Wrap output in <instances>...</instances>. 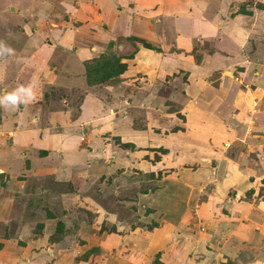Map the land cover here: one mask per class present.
I'll use <instances>...</instances> for the list:
<instances>
[{"label": "crops", "instance_id": "0c3cea01", "mask_svg": "<svg viewBox=\"0 0 264 264\" xmlns=\"http://www.w3.org/2000/svg\"><path fill=\"white\" fill-rule=\"evenodd\" d=\"M124 1H130L131 4L126 3V5ZM179 1L180 7L177 2L173 3L172 0H78L77 5L62 3L67 6H63L66 11L79 10L81 7H90V11L97 8L98 11L101 6L105 11L104 13L114 12L112 23L122 29V35L136 36L148 42L154 41L156 43L160 39L159 42H162V47L165 50L166 47L172 48V50L165 54L160 50L150 51L147 48H140L136 57H138V53L143 56V65L131 63L125 71L132 78L127 79L128 82L123 81L122 88L112 89L110 93L108 89H111V86H107L105 83V95L109 96L105 98V101L101 98V93L96 95L93 93L94 90H86L83 95L84 98L80 102L78 116L73 119V123L70 122V112L54 111L44 112V114L38 104L34 105L35 101L20 104L15 110L0 106V173L8 172L9 174L8 177L4 176V180H0V206L7 205V202L12 201L13 198L16 200H21L23 197L29 198L28 191L26 192V189L29 188L24 189L22 186H15L18 180L15 178V171H13L10 158L14 159V157L21 155H17L18 150L12 149L13 146L7 148V140L9 142L12 140L13 145L18 143V146H21L20 149L24 147L27 149L29 145H39L40 147L37 149L41 148V151H46L45 154L41 155V158L47 160L50 151L54 149L52 144L55 139L60 140L61 138V130L54 129L56 125L59 124L61 129L65 126H74L72 129L76 131L75 125H77L80 129L84 127V132L88 133V124H92L95 120L111 117L108 126L101 124L97 128L101 144L100 151H95L97 158L94 160L100 161L104 166L108 165L106 170L109 174L118 166H122L125 160H127L125 161L127 167L135 166V172L141 171L146 174L153 172L156 175L160 169L166 168L165 170L172 173L169 177L170 180L175 182L179 179L195 187V195L198 192V187H201L200 180L211 178L213 182L211 190L207 192L208 198L204 201V206L202 201L194 205L197 209L198 218H203L204 214L206 216L204 221L209 224L206 228L207 232L204 233L203 230L198 235L187 233L185 224L178 221L179 219L172 221L173 224L179 226H174L171 221L168 223L162 219L161 226L151 231L138 227L131 229V226H125L123 231L128 232L123 234L115 232L107 234L105 231L99 233L100 226L96 224V235L86 236L87 240L82 245H79L76 236L66 233L64 239H67V242L65 244L58 242V240L53 242L51 245L55 246L54 250L51 249L49 252L53 253L55 250L56 254L60 250L63 252L68 244L73 250L78 249V252L91 246L95 247L96 251L99 248L106 250L104 264H146L149 253L164 250L158 260L165 264L172 262L174 264L176 262L187 264L196 262V259L206 255H208L210 264H226L223 260L224 257L219 256V253L222 252L221 254L231 257V264H264L257 258L259 257L258 254H264L263 238H258L254 233L248 232L249 224L241 221V218L249 214L250 210H239V201H234L235 198L231 199L229 194L230 190L234 189L236 190L235 197H240L241 189L238 188L239 185L237 184L245 182L243 179L252 173L250 163L247 162L246 167L243 168L244 162L237 164L234 161L235 158L246 160V151L252 152L255 157H258L255 164L260 167L259 171L264 177V134L260 130L264 128V113L261 112L260 118L255 117L254 119V115L251 116L245 111L247 106L251 105V95L241 93V90L244 89H240L236 81L230 78V76L232 78L236 76L233 74L234 71L242 73L241 69L245 66L242 63L246 62L244 48L250 44L251 38L257 42L262 41L264 10L256 8L255 4L256 2L264 3V0H254V4L247 8L242 4L246 0ZM44 3L46 0H33L26 7L27 12L29 11L38 17V22L48 24L45 22L48 19L42 18L43 15L41 14H45L44 11L49 10L48 8L44 9L46 6ZM123 4L126 5V12L122 11L124 16L115 14L117 6ZM241 6L243 9L251 10V13L237 12ZM12 10L15 11V7ZM158 25L161 26L158 27ZM122 39L126 42L123 36ZM198 39L201 43L211 41L210 43L213 42V44L211 51L200 50L202 54L197 61L192 49H194ZM126 43H128L126 45H131L129 42ZM137 44L139 43L137 42ZM34 46L36 48L34 54L25 56L21 52L13 50L11 55L0 57V96L18 86H27L29 83H24V79L34 80V76L37 78L38 74L36 75V73L40 71L47 78V83H55L60 68L64 67L68 59L69 51L63 48L60 56L51 52L52 48L39 44L38 38H34ZM178 48L181 49L178 50ZM217 53L224 59L215 63L213 61H218ZM87 54L89 55L80 58V62L94 55L93 53ZM237 54L238 56H236ZM51 55H54L58 61L56 63L60 67L58 65L49 66L53 57ZM59 57L62 60H59ZM133 61L135 58L131 61L128 60V63ZM13 64L16 67L20 65V67L15 68ZM257 65L259 68L261 67L259 71L256 68ZM28 66L34 70L25 72L24 70ZM253 67L248 68L246 66V74L253 70L257 76L260 73L264 75V63H255ZM22 71L25 73L22 74ZM181 71L186 74L184 83L178 76ZM215 73H218L219 76L213 77ZM246 74L244 73V77ZM263 75H261L262 78H264ZM84 76L85 72L83 73ZM259 82L264 84L263 80ZM34 84H37L36 81ZM77 84H87L86 79L84 83H61L63 86H75ZM255 89H259V97L264 95V86H255ZM34 91L36 92L35 88ZM244 92L246 91L244 90ZM122 112H124L123 115ZM40 118H46L42 126L38 125ZM182 118L185 121H181ZM120 124L125 125L128 131H122L126 127L119 129ZM175 126L178 127L173 129ZM181 127L184 130L179 129ZM122 143H129L133 146L123 147ZM159 148L166 150L164 151L166 153L156 151ZM241 148L245 149L244 153L241 152ZM10 150L12 154L8 152ZM155 152L159 155L157 159L154 158ZM25 156L29 157L27 151ZM100 156L101 159H99ZM30 164H32L31 161ZM181 165H203V167H198L200 171L195 169L193 172H180L181 174L178 175L176 171ZM241 166L243 171H238V167ZM41 167L35 172L38 173L39 170L43 176L45 174L43 170L47 169L46 172L49 174L52 170L51 167L54 166L46 161V165ZM255 172V181L257 182L259 176L257 177V170ZM51 173L55 179L53 181H67L66 178H69L71 182L79 186L88 185L95 179L94 177L93 179L90 177L91 180L88 179L86 174L77 179L79 175L68 177L65 173L62 174L63 178H60L59 170L56 168ZM187 174L190 178L185 177ZM202 174L204 176H201ZM43 177L44 179H39L34 183L31 179L28 181L30 193L37 194L38 187L47 186V189L42 190L50 191L49 198L55 197L58 201V207L64 204L66 207L63 205V209H67V207L79 209L76 206L77 196L75 193L61 192L56 189V186L50 189L49 180L51 178ZM5 182H7L6 185ZM101 183H105V181ZM10 185L11 187H8ZM81 188L83 187L81 186ZM15 191H19V194L24 193V195L18 196ZM8 194L11 195V199ZM234 195L232 194V196ZM2 197L4 199L1 201ZM69 199L72 201H68ZM69 202H71L70 206L67 205ZM17 205L21 206L19 203ZM53 205H56L55 201ZM222 205L229 214L223 212V208L220 207ZM202 207L204 210H201ZM95 212L101 221L102 210L97 209ZM187 212L184 210L181 215L183 216ZM189 215L190 213H188ZM105 218V224H109L110 227H114L116 224L115 231H122L119 227L118 218L115 222H112L109 215ZM184 221L188 222L187 219ZM74 225L70 228L67 223L64 230L82 232L89 229L86 222L75 223ZM162 229L175 232V234L169 235V239H165V230L160 232ZM221 231L231 236L227 235L228 241H221L224 242L222 248L217 244V236L221 234ZM72 234L74 233L72 232ZM111 237L113 238L109 240ZM0 242L2 243L1 240ZM182 242L185 243V246L182 245ZM167 247L172 249H167ZM254 250L257 253L256 258L253 257ZM78 252L73 253L70 261L72 264H78L91 256L81 257L77 254ZM74 257L79 260L74 259Z\"/></svg>", "mask_w": 264, "mask_h": 264}, {"label": "rangeland", "instance_id": "374dc122", "mask_svg": "<svg viewBox=\"0 0 264 264\" xmlns=\"http://www.w3.org/2000/svg\"><path fill=\"white\" fill-rule=\"evenodd\" d=\"M32 1L33 0H0V41H3L4 44L10 46L15 52H21L25 56L34 54L36 49L34 46V38H38L39 44L52 48L51 52L57 53L60 56L62 55L63 48L69 51L68 59L64 67L60 68L61 70L58 72L54 84L47 83V78H45L44 74H42V71L36 73V75L38 74V79L34 76V80L29 78L24 79V83L28 84L31 80L32 83L36 81V99L34 100L35 102H33L34 105L38 104L40 106L39 108L42 113H50L54 111L70 112V122L73 123V119L78 116L80 102L81 99L84 98L83 95L86 90H94L93 93L96 95L101 93V98L105 101V98H107L108 95H105L106 90L104 84L106 83L107 86H111V89H108L109 93L112 89L116 90L118 88H122L124 82H128L127 79L132 78L128 73H125L127 66L131 63H136L139 66L143 65V56L138 53V57H136V53L139 52L140 48L147 47H145L141 42H132L129 39V36L122 35V29L112 23V14L114 12L104 13L105 11L101 6L98 11L97 8L90 11V7H81L79 10L75 9L74 11H66L65 7L67 6L64 4L77 5L78 0H58L59 2L56 0H52L51 2L50 0H46V3H44V5H46L44 9L48 8L49 10L44 11L45 14L41 13L43 15L42 18L45 20L48 19V21H45L48 22V24H45L38 22V17H35L34 14L29 11L27 12L26 5ZM124 2V4H131L130 1ZM172 2H177L180 7L179 0H172ZM253 2L254 0H246L242 4H244L243 6L247 8L251 7L254 4ZM258 3L260 2H256L255 4L256 8H259L257 7ZM124 4L117 6L115 14L124 16L122 15V11H125V7L127 5ZM14 7L15 11L12 10ZM160 26L161 25H158V27ZM258 28H260L259 25ZM262 34L261 42H257V40L251 38L250 44L244 48L246 62L242 63V65L245 66L242 69L240 68L242 73L234 71L233 74L237 77L235 76L232 78L230 76L231 79L236 81V84L240 89H244L246 91L244 92V90H241V93L245 95L248 93L251 95V105H248L249 107L247 106L245 111L251 116L254 115V119L255 117L260 118L259 115L261 112L264 113V95L259 97V89H255V86H264V84L259 82L260 80L264 81V78L261 77V75H263L262 73L257 76V73L253 70L248 71L246 74L245 69L246 66L248 68H254L253 66L255 63H264V28ZM122 36L126 39V42L131 43V45H126L128 43L122 39ZM159 40L160 39H158L157 43L154 41H147L153 46V48L151 47L147 49H150V51L160 50V52L165 54L167 52H171L172 48L166 47L165 50L164 47H162V42H159ZM137 42L139 44H137ZM210 42L204 41L201 43L199 39L196 40L194 49H192L195 59H200L202 54L200 51L201 49H205V51L212 50L213 42L212 44ZM180 49L181 48H178V50ZM87 53L94 54L91 58L98 57L101 53L114 54L120 62L126 65V67L124 71L102 83L94 85L77 84L75 86L61 85L63 82L75 84L76 82L84 83L85 79L86 82L88 81V79L85 78L86 75L83 77V73L85 71L84 65L82 64L87 59L80 62L81 57L89 55ZM217 54L218 61H213L215 63L224 59V57L219 53ZM6 55L8 54L0 55V57H4ZM51 56L53 57L49 62V66L54 67V65H58L56 63L58 61L55 59L54 55ZM236 56H238V54ZM134 58L135 61L128 63V60L131 61L134 60ZM58 59L62 60L61 57ZM249 62L250 64L248 65ZM13 67L19 68L20 65L16 67V65L13 64ZM58 67L60 66L58 65ZM256 68L258 71L261 69L258 65ZM33 70L34 69L32 67L28 66L24 71L31 72ZM24 71L21 73L24 74ZM244 73L246 74L245 77ZM178 76L183 81L182 83L186 81V74L184 71H181ZM214 76L219 75L218 73H215L213 74V77ZM22 77L24 76L22 75ZM255 103H257V107ZM123 114L124 112H122V115ZM111 119V117H107L95 120L92 124H88V133L84 132V127L80 129L77 125H75V129H77V131L72 129L74 126H65L61 129L59 124L58 126L56 125L54 129L61 130V138L60 140H58V138L55 139L52 144L54 149L50 151L49 156L47 157L49 159L47 160L45 158H41V148L37 149V147H40L39 145H29V148L27 149L25 147L20 149L21 146H18V143L13 145L14 143L12 140H10V142L7 140V148H12L13 146L14 148L12 149L18 150L17 155H21L20 157H14V159L10 158L13 171H15V178L18 180V183H15L16 187L22 186L24 189H30V184H28L30 179L33 180L34 183V181L37 182L39 179H44L43 176L50 177V189H53L56 186V189L61 192L75 193L77 196L76 206L79 209L76 207H73V209H71V207L63 209L64 204L58 207V201H56L55 197L49 198L50 191L42 190L47 189V186H43L41 188L38 187L37 194H32L33 192L30 193L29 189H26V192L28 191L27 195H29V198L23 197L21 200H16L14 198L11 199V195L8 194L9 198L13 202L9 201L7 202V205L0 206V240L3 243V246L0 248V264H72V262H70L71 257L74 252H78V249L73 250V248L68 244L66 245L67 248L65 251L62 252L60 250V252H57L56 254V250L53 253L49 252L51 249L54 250L55 247L51 244L57 240L58 242L65 244L67 239H64V236L68 233L69 235L71 234L72 236H76V239L80 242L76 241L79 245H82V243L87 240L86 236L89 237L96 235V224L100 226L99 233L105 231L107 234H110L111 232L123 234L128 232L123 231L125 226H131V229L138 227L149 229L151 231L154 230V228L161 226L160 222L162 219H165L167 222L171 221V224H173L172 221L179 219L178 221L185 224L186 229H183H185L187 233L198 235L200 231L204 230V233L207 232L206 228L209 224L204 221L206 216L204 214L203 218H198L196 215L197 209H195L194 205L197 202L202 201L204 206V201L208 198L207 192L211 190V184L213 182L211 178L206 180L204 178V180H200L201 187H198V192L195 195V187L189 185L188 183H184L179 179L175 182H173L174 180H170L169 177L172 173L165 170L166 168L163 170L160 169L156 173L157 176L153 172L147 174L141 171L135 172V166H132V169L127 167V163L125 162L127 160H125L124 163H122V166H118L109 174L106 170V166L108 165L104 166L100 161L94 160L97 158L95 151H100L99 149L101 144V138L97 128L101 124L108 126ZM43 121H46V118H40L38 125L42 126L44 123ZM181 121H185V119L182 118ZM118 127L121 129L126 126L120 124ZM177 127L178 126H175L173 129ZM179 129L184 130L182 127ZM260 130H262L264 134V128ZM122 131H128L127 127ZM116 142L119 141L116 140ZM25 149L27 153H29V157L25 156ZM156 151L166 153L161 148L158 150L156 149ZM8 152L12 154L11 150ZM241 152L244 153L245 149L241 148ZM101 156L99 159H101ZM158 157L159 155L155 152L154 158L157 159ZM246 157V160L241 159V161L235 158L234 161L237 164H242L244 162V164H242L243 168L246 167L245 164H247V162L250 163L252 173L249 177L243 179L245 182H239L237 184L239 185L238 188L241 189L240 197H235L234 193L236 190L234 189L230 190L229 194L231 199L235 198L234 201H239V210H250L249 214L241 218V221L249 224L250 227L248 228V232L254 233L256 237L263 238L264 240V177L261 176V172L259 171L260 167L255 164V160L258 157H255L254 153L248 151H246ZM120 160L123 161L122 158H120ZM30 161L32 164H30ZM46 161L48 164L54 166L51 167V171H54L55 168L56 170H59L60 178H63L62 174L65 173L68 177H77L79 175L77 179L79 177H83L84 174H86L88 179H90V177L91 179H93V177L95 179L88 184L89 186L75 185L69 180V178H66L68 179L67 181H53L55 179L51 176V171L48 174L46 172L47 169L43 170L45 173L43 176H41V171L39 172L38 170V173L35 172V170L41 169L42 165H46ZM198 167H203V165H181V167L178 166L176 174L180 175V172L188 171L193 172L195 169L197 170ZM250 167L248 166L249 170ZM243 168L242 166L238 167V171H243ZM198 170L200 171V169ZM255 170H257V177L259 176L257 182L255 181ZM0 175V180H4V176L8 177L9 174L8 172H2ZM201 176H204V174ZM26 177H29V179L25 180ZM185 177L190 178L188 174ZM103 181H105V183H101ZM1 183L3 184V182ZM6 184L7 182H5V185ZM11 185L8 187H11ZM81 186L83 188H81ZM15 192L18 193V196L24 195V193L19 194V191ZM232 194L234 196H232ZM3 199L4 198L2 197L1 201ZM54 201L56 202V205H53ZM68 201H72V199H69ZM18 203L21 204L22 207L17 205ZM70 204L71 202L67 205L70 206ZM64 206L66 207V205ZM220 207L221 209L223 208L222 210L224 213L229 214L223 205ZM97 209L102 210L101 221L98 219L97 213L95 212ZM184 210L188 212L182 216L181 213L183 214ZM201 210H204V207H202ZM155 212L156 215H154ZM188 213H190L189 216ZM105 215L111 216L112 222H115L118 218L119 227L122 231H115V223L114 227H110L109 224H105ZM184 219H187L188 222H185ZM85 222L89 225V229L87 231L75 232L64 230V226L67 223L71 228L72 226H75V223ZM58 223H61V225H58ZM173 225L175 226L178 224ZM163 230L165 229H162L160 232ZM72 232L74 234H72ZM75 233H77V235H75ZM174 234L175 232L165 230L164 238L169 239L168 236ZM227 235L229 234L221 231V234L217 236V244L221 246V248L224 244V242L221 241H228ZM112 238L113 237L109 240ZM29 242H31V244L28 245ZM182 245L185 246V243L182 242ZM167 249L172 248L167 247ZM163 251L164 250L149 253L146 264H159L160 261L158 259L161 258L160 254ZM221 253H219V256L224 257V262H226V264H231V257ZM77 254L81 257H88L91 255L78 264H104L106 250L99 248L98 251H96L95 247L88 246V249H81ZM253 254V257L256 258L257 253L255 250ZM207 256L208 255L200 257L196 259V262H189L187 264H210ZM258 256V260L264 262V254L260 253ZM74 259L76 258L74 257ZM171 264L174 263L172 262ZM176 264H178V262H176Z\"/></svg>", "mask_w": 264, "mask_h": 264}, {"label": "trees", "instance_id": "16d2710c", "mask_svg": "<svg viewBox=\"0 0 264 264\" xmlns=\"http://www.w3.org/2000/svg\"><path fill=\"white\" fill-rule=\"evenodd\" d=\"M257 7L264 10V4L258 3ZM243 6L237 10V12H243V13H251V11L244 8ZM129 39L134 42L138 41L141 42L145 47L147 48H153V46L148 43L145 39L139 38L136 36H129ZM198 61V58L196 59ZM85 75L88 79L87 84L88 85H94L98 83L105 82L106 80L112 78L115 75H118L122 71H124L126 65L122 62H120L114 54H107V53H101L98 57H93L91 59H87L83 63ZM122 146L126 147H132V144L129 143H122ZM162 149V148H161ZM163 151H166L162 149ZM42 154H45L46 151H41ZM61 225V223H58V225ZM2 247V243L0 242V248ZM159 264H162L159 262Z\"/></svg>", "mask_w": 264, "mask_h": 264}, {"label": "clouds", "instance_id": "9594fccd", "mask_svg": "<svg viewBox=\"0 0 264 264\" xmlns=\"http://www.w3.org/2000/svg\"><path fill=\"white\" fill-rule=\"evenodd\" d=\"M12 52L13 49L10 46L4 44L3 41H0V55H11ZM34 88V82L29 83L27 86H18L12 91L0 96V106L15 110L20 104L33 102L36 99Z\"/></svg>", "mask_w": 264, "mask_h": 264}, {"label": "built area", "instance_id": "2783aa9c", "mask_svg": "<svg viewBox=\"0 0 264 264\" xmlns=\"http://www.w3.org/2000/svg\"><path fill=\"white\" fill-rule=\"evenodd\" d=\"M255 105H256V103H255Z\"/></svg>", "mask_w": 264, "mask_h": 264}]
</instances>
